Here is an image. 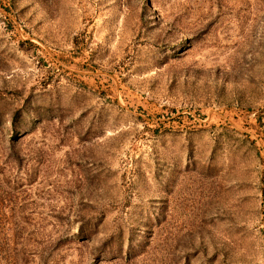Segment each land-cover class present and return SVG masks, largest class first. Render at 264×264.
<instances>
[{
	"label": "rangeland",
	"instance_id": "rangeland-1",
	"mask_svg": "<svg viewBox=\"0 0 264 264\" xmlns=\"http://www.w3.org/2000/svg\"><path fill=\"white\" fill-rule=\"evenodd\" d=\"M0 264H264V0H0Z\"/></svg>",
	"mask_w": 264,
	"mask_h": 264
}]
</instances>
